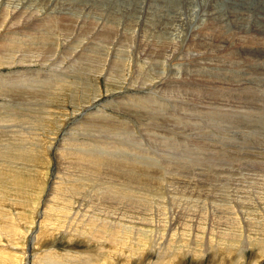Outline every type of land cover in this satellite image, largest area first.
<instances>
[{
	"label": "rangeland",
	"instance_id": "obj_1",
	"mask_svg": "<svg viewBox=\"0 0 264 264\" xmlns=\"http://www.w3.org/2000/svg\"><path fill=\"white\" fill-rule=\"evenodd\" d=\"M132 1L0 0V264H264V36Z\"/></svg>",
	"mask_w": 264,
	"mask_h": 264
},
{
	"label": "bare ground",
	"instance_id": "obj_2",
	"mask_svg": "<svg viewBox=\"0 0 264 264\" xmlns=\"http://www.w3.org/2000/svg\"><path fill=\"white\" fill-rule=\"evenodd\" d=\"M166 1V0H165ZM248 3H249V1H248ZM5 66V65H4ZM19 84V83H18ZM18 93V92H17ZM23 94V93H22ZM22 96V95H21ZM112 126V125H111ZM123 146V145H122ZM96 158V157H95ZM95 160V161H94ZM94 160H90L89 162L91 163V164H89V166H92V167H95L96 168V166L95 165H99L97 162H96V159H94ZM81 161V160H80ZM97 161H98V159H97ZM128 161V160H127ZM102 161H100V163H101ZM119 162V161H118ZM121 162V161H120ZM123 162V161H122ZM121 162V163H122ZM128 162H130V161H128ZM119 164V163H118ZM123 164V163H122ZM128 164V163H127ZM129 164H132L133 166H134V164L133 163H129ZM128 164V165H129ZM108 165V164H107ZM110 165H112V164H109V166ZM122 166V165H121ZM131 166V165H130ZM138 166V165H137ZM141 166V165H140ZM123 168L125 169L126 167H125V165L123 166ZM127 170H129L128 168H126ZM136 169V168H135ZM135 169L133 168V170H132V172L133 173H135L136 171H135ZM123 171V170H122ZM138 171H139V169H138ZM79 173V172H78ZM144 174H145V172H143ZM129 174V173H128ZM137 174V173H136ZM142 174V173H141ZM133 174H131V175H129L130 177L132 176ZM138 176V175H137ZM141 176V175H140ZM66 208V207H65ZM68 209V208H67ZM67 214H68V212H67ZM66 214V215H67ZM203 218H204V216H203ZM198 219V218H197ZM201 219V218H200ZM223 219V218H222ZM96 220V219H95ZM48 221V220H47ZM58 221H61V220H58ZM49 222V221H48ZM63 222V221H62ZM66 222V221H65ZM73 223V222H72ZM90 223H92L93 225H96L97 226V224L94 222H90ZM27 224V223H26ZM59 224H60V222H59ZM91 224V225H92ZM108 226H112V227H110L111 228V230L112 231H108V232H106V233H108V234H103V232H101V230H100V232L99 233H96L94 230H93V228H91V226L89 227V232H88V234H89V238H91V239H96V240H101V241H103V240H111L113 243H115L116 245H115V250L116 251H118V250H120V247H121V250H122V247H126L127 249H128V251L130 252V251H132V249L133 250H135V251H138L135 247H133L132 245V243L134 242V240H132V238L131 237H129V238H127V236L129 235V236H131V232H133L132 231V229L130 230V231H128L127 230V228L126 227H122L121 225H111L112 224V222L110 223H106ZM186 224V223H185ZM197 224H199V220L197 221ZM197 224H196V226H197ZM229 224V223H228ZM52 226V225H51ZM87 227V226H86ZM191 228H192V226H190ZM88 228V227H87ZM200 228H201V226H200ZM79 229V228H78ZM100 229V228H99ZM99 229H97V230H99ZM122 229V230H121ZM197 229L199 230V228H198V226H197ZM82 230H83V228H82ZM87 230V229H86ZM119 230H121L120 232H119ZM172 230V229H171ZM190 230H192V229H190ZM194 230H195V228H194ZM85 231V230H84ZM83 231V232H84ZM88 231V230H87ZM201 231V230H200ZM232 231V230H231ZM229 232L228 234H226L225 235V237H226V239L227 240H230V241H226V244L227 243H230V242H237V241H239L240 239H239V236H238V234L236 233V232ZM195 232H197V231H195ZM195 232H193V233H195ZM87 233V232H86ZM192 233V232H191ZM191 233L190 234H187V233H184L183 234V237L182 238H180V239H186V240H189V239H191L190 237H191ZM212 233V232H211ZM127 234V235H126ZM197 234V233H196ZM232 234V235H231ZM82 236V235H81ZM134 237H135V241H141V240H143V239H146V238H149V239H151V237H147V233H145V232H143L142 230L140 231V233H138V235H133ZM149 236V235H148ZM210 237H209V240L211 241V243H215L214 242V239H213V233L212 234H210L209 235ZM219 236V235H218ZM84 237V236H83ZM172 237H175L174 235H172ZM172 237H170V238H172ZM220 237H222V236H220ZM86 238V237H85ZM141 238V239H140ZM219 238V237H218ZM224 238V237H223ZM222 238V239H223ZM174 239V238H173ZM192 243H195V241L196 240H198L199 242L201 241V242H203L204 241V239H203V237L202 236H198V235H195V237L193 238L192 237ZM206 240V239H205ZM144 244V243H143ZM189 244V243H188ZM205 244V243H204ZM139 245H141V244H139ZM228 245V244H227ZM142 246V245H141ZM140 246V247H141ZM207 247V246H206ZM117 248V249H116ZM125 248V249H126ZM139 248V247H138ZM196 249V248H195ZM143 250V249H142ZM197 250H199V249H196V251ZM140 251V250H139ZM184 251V250H183ZM188 252H189V250H187ZM196 251L194 252L193 251V253H195L196 254ZM113 252V251H112ZM119 252V251H118ZM130 254V253H129ZM133 254H134V252L132 253V254H130V255H132L133 256ZM136 254V253H135ZM129 255V256H130ZM120 256V255H119ZM131 257V256H130ZM92 263H93V261H92ZM163 263V262H162ZM161 263V264H162ZM56 264H58V263H56ZM91 264V263H90ZM158 264V263H157ZM165 264V263H164Z\"/></svg>",
	"mask_w": 264,
	"mask_h": 264
},
{
	"label": "built area",
	"instance_id": "obj_3",
	"mask_svg": "<svg viewBox=\"0 0 264 264\" xmlns=\"http://www.w3.org/2000/svg\"><path fill=\"white\" fill-rule=\"evenodd\" d=\"M79 10V9H78ZM257 28H258V26H257Z\"/></svg>",
	"mask_w": 264,
	"mask_h": 264
}]
</instances>
